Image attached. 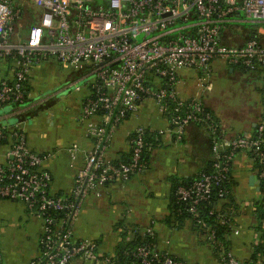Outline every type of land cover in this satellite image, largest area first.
<instances>
[{
    "label": "built area",
    "instance_id": "obj_1",
    "mask_svg": "<svg viewBox=\"0 0 264 264\" xmlns=\"http://www.w3.org/2000/svg\"><path fill=\"white\" fill-rule=\"evenodd\" d=\"M28 1L39 10L23 39L16 22L25 7L0 0V63L14 59L11 76L0 77V108L12 105L19 115H26L31 107L26 105L31 100L27 82L32 69L41 60L54 58L72 70L77 91L88 90L81 120L85 135L95 142L85 152V164L70 193L55 196L50 192L52 175L43 167L47 155L28 145L22 121L11 130L13 141L5 159H0V199L23 202L43 220L40 255L30 264H70L77 258L114 264V253L101 254L92 239L75 240L73 225L89 194L101 196L107 183L126 180L145 169V136L151 129L142 124L132 132L126 161L116 162L106 153L113 128L125 118L138 117L146 99H152L166 117V131L175 140L184 138L191 123L204 126L210 134L213 172H203L178 190L179 199L189 203L194 216L212 198L214 188L227 179L237 151L253 153L260 183L264 181V121L257 124L255 136L226 138L202 96L211 88L213 59L249 70L264 64V38L252 35L239 46L221 40L222 31L240 11L251 22L264 24V0ZM183 69L199 72V93L190 98L181 97L178 90ZM98 116L100 121L95 119ZM5 138L6 127L0 125V147ZM78 150L75 146L69 149L73 159ZM216 193L223 197L225 189ZM146 232L154 234L152 227ZM234 232L238 234V229ZM208 239L217 244L214 231ZM136 256L142 264H186L168 253L151 254L144 245L138 247ZM218 260L220 264H244L231 250L222 252Z\"/></svg>",
    "mask_w": 264,
    "mask_h": 264
},
{
    "label": "crops",
    "instance_id": "obj_2",
    "mask_svg": "<svg viewBox=\"0 0 264 264\" xmlns=\"http://www.w3.org/2000/svg\"><path fill=\"white\" fill-rule=\"evenodd\" d=\"M106 3V2H105ZM14 6H24L25 13L16 22L18 36H27L29 21L34 23V12L39 9L28 0H12ZM31 14V15H30ZM262 23L246 19L240 11L234 21L226 25L221 40L239 46L252 35L264 36ZM262 38V37H261ZM264 38V37H263ZM20 39V38H19ZM211 88L203 93L207 107L221 123L226 138L253 135L256 126L264 121V64L250 71L229 65L222 58L211 62ZM63 67L54 58L35 64L31 76V100L28 118L21 119L16 107L0 108V125L12 129L22 121L28 145L47 155L43 167L50 171L51 194L67 195L72 190L78 171L85 164V152L95 145L94 139L85 135V121L81 120L82 102L87 88L72 89L73 72L63 73ZM12 67L0 63V77H10ZM195 69H183L178 90L183 98L199 93ZM45 99L49 101L42 102ZM100 121V117H96ZM139 124L151 130H163L160 145L149 158V165L128 179L104 187L101 196L89 194L82 202L73 225L75 240L92 239L101 254L114 253L120 241L114 224L126 217L141 227L154 225L156 247L181 258L186 264H220L210 246L192 229L187 221L178 227L167 223L172 177L192 178L201 174L212 160L211 137L199 124L187 126L182 140H175L166 131L168 122L152 99L141 103L138 117L120 121L113 129L107 156L123 161L130 154V136ZM110 127V125H109ZM78 147L77 157L69 149ZM8 144L0 147V159ZM249 150L237 151L232 161L233 195L240 205L237 218L238 234L230 236L232 253L245 261L251 259L258 240L255 231L254 201L260 195L258 165ZM251 177H254L253 182ZM43 220L31 214L25 203L0 199V252L2 264H30L41 251L40 239ZM259 264H264V249ZM70 264H106L100 261L74 259Z\"/></svg>",
    "mask_w": 264,
    "mask_h": 264
},
{
    "label": "trees",
    "instance_id": "obj_3",
    "mask_svg": "<svg viewBox=\"0 0 264 264\" xmlns=\"http://www.w3.org/2000/svg\"><path fill=\"white\" fill-rule=\"evenodd\" d=\"M32 24L33 22L29 21L26 26L30 28ZM5 62L10 68L14 66V59L12 57L6 58ZM241 69L250 71L244 67H241ZM27 87L30 91V80L27 82ZM46 103L47 102H45V105ZM28 116L29 115L27 113L20 118L23 120L27 119ZM12 129L6 128V138L3 141V145L9 144L13 141L11 138ZM132 135L133 133L131 136ZM253 135L255 136L256 132ZM145 137L146 146L143 153V161L147 167L149 165V158L152 151L160 145L162 134L155 130H147ZM129 156L130 154L123 161H126ZM257 165L259 169V164ZM213 170L212 162H210L208 167L203 172L211 173ZM201 174L192 178L183 179L175 176L172 177V188L169 197V216L167 218V223L171 226L174 225L181 227L188 221L192 229L203 239L205 243L210 246L215 257L219 259L221 258L222 252H228L231 250L229 238L237 228V218L239 216L240 205L237 203L233 195L234 182L232 180L231 168L227 175V179H223L220 184L214 188L215 191L212 198L210 200L204 201L198 207V215L194 216L188 210L189 203L179 199L178 190L180 186L190 185L195 179L199 178ZM113 182L107 183L104 187ZM220 188L225 189V195L223 197H219L216 193L217 189ZM253 213L256 219L255 231L258 233V240L253 246L254 253L251 259L245 260L244 264H259L258 262L264 249V181L260 184V195L256 201H254ZM57 216L61 217L62 214H58ZM203 223L206 225L204 226ZM148 227H152L154 234L146 232L147 227H141L136 223H132L126 217L119 218L116 221L114 224V229L119 231L120 241L114 250V264H142L141 257L136 256L138 247L142 245L147 246L151 254L168 253L172 257L182 260L168 251L158 249L155 245L157 235L154 225L152 224ZM212 231L215 233L217 244L212 243V241L208 239V236Z\"/></svg>",
    "mask_w": 264,
    "mask_h": 264
},
{
    "label": "rangeland",
    "instance_id": "obj_4",
    "mask_svg": "<svg viewBox=\"0 0 264 264\" xmlns=\"http://www.w3.org/2000/svg\"><path fill=\"white\" fill-rule=\"evenodd\" d=\"M97 2H101V0H97ZM263 26H264V24H262ZM262 25H260V26H262ZM260 37H264V36H262V34H261V36ZM141 38V37H140ZM64 69V68H63ZM72 70L71 69H64L62 72L63 73H65V74H67L68 72H71ZM78 84H81V83H78ZM70 89H65L64 91H63V93H64V95H67L69 92H71V91H73L74 89H76V84H74V85H71L70 87H69ZM73 89V90H72Z\"/></svg>",
    "mask_w": 264,
    "mask_h": 264
},
{
    "label": "water",
    "instance_id": "obj_5",
    "mask_svg": "<svg viewBox=\"0 0 264 264\" xmlns=\"http://www.w3.org/2000/svg\"><path fill=\"white\" fill-rule=\"evenodd\" d=\"M254 177H251V181L253 182ZM0 264H2V259H1V252H0Z\"/></svg>",
    "mask_w": 264,
    "mask_h": 264
}]
</instances>
